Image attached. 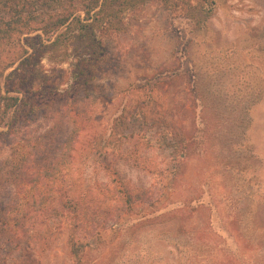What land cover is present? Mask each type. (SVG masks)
<instances>
[{"label":"rangeland","instance_id":"obj_1","mask_svg":"<svg viewBox=\"0 0 264 264\" xmlns=\"http://www.w3.org/2000/svg\"><path fill=\"white\" fill-rule=\"evenodd\" d=\"M115 23L118 30L99 37L109 48L108 56L91 66L96 75L83 81L77 100L67 104L86 107L89 120L72 158L54 180H43L42 170L60 153L69 133L67 105L34 109L19 136L29 137L32 153L21 168L12 169L10 138L0 136V264H179L178 240L190 251L188 240L199 239L205 245L211 237L224 243V255L235 249L227 218L215 203L224 205L222 160L235 152L230 147L235 142L242 145L236 153L247 158V134L258 153L255 165L264 188V0H145ZM43 65L57 83L66 72L60 89L71 82V70L73 79L80 72L75 58L61 64L44 59ZM160 75L166 78L161 83L156 81ZM253 91L263 97L252 109L247 130V93ZM203 107L219 111L218 118L200 121ZM155 121L183 126L189 135L196 130L200 136L193 145L195 158L176 182V196L160 208L182 207L186 198L201 192L202 207L187 200L192 214L184 229L178 228L177 219L137 222L158 207L136 205L120 218L100 210L114 188L102 169V156L117 160L120 176L130 186H154V175L137 169L126 157L132 155V145L152 137ZM234 123L239 126L230 132ZM6 129L0 127V132ZM143 154L152 168L166 166V154L145 147ZM231 161L241 170L240 180H247V162ZM41 192L50 198L62 194L64 202L78 201L80 211L87 213L83 223L70 206L63 208L58 198L50 199L42 212L24 217L23 226H15V237L9 240L8 221L26 212L28 200ZM262 203L264 207V196ZM95 216L105 220L100 234L92 222ZM261 218L264 224V211ZM258 253L264 254V246ZM258 260L264 264V257Z\"/></svg>","mask_w":264,"mask_h":264},{"label":"trees","instance_id":"obj_2","mask_svg":"<svg viewBox=\"0 0 264 264\" xmlns=\"http://www.w3.org/2000/svg\"><path fill=\"white\" fill-rule=\"evenodd\" d=\"M144 1L0 0V127H7L6 130L0 132V136L5 135L10 138L8 146L11 158L9 160L13 162L12 169L23 167V162L25 163L26 159L32 155L26 143V141H31L29 137L19 136L23 134L34 109L41 105L51 106L55 103L67 105L69 101H76L83 81L91 80L97 73L91 66L98 65L109 54V48L102 45L99 37L118 30L115 23L116 18L127 10L136 8L140 2ZM196 16L198 15H195V18ZM70 58H75L76 68L80 69V72L73 79L74 75L71 70V82L67 88L60 89L59 83L66 72L58 77L60 81L57 83L58 81L52 80L49 77L50 74H47L43 60L47 59L51 63L61 64L69 61ZM55 68L59 67H53V70ZM46 77L47 79H44ZM165 79L163 75H160L156 81L161 83ZM255 84V82L251 83V85ZM262 97L261 92L247 93V130L251 121L252 109ZM216 99L217 96L214 100ZM67 106L69 109L65 115L68 116L71 127L66 140L61 144L60 153L43 168V180H54L56 173L61 172L67 165V160L72 158L76 151L78 140L89 120L90 111L86 107H75L72 103ZM218 116L219 111L212 107L207 110L203 107L198 115L202 122L208 118H218ZM236 125L237 123L232 124L228 130L233 131V127L239 126V124ZM154 130L150 139L138 141L132 145V155L128 154L126 158L137 169L154 175L155 189L154 186L144 187L143 184L136 187L130 186L120 176L116 165L117 160L102 156L100 162L102 169L113 183L114 188L112 191L109 190L110 196L107 204L100 210L107 217L114 214L120 218L136 205L158 207L155 211L142 214L137 222L142 224L148 221L168 222L177 219L179 220L178 228L184 229L185 220L192 214L187 206V200L188 203L202 207L205 202L201 199V192L188 197L189 199L186 198L182 202L184 205L182 207L177 205L172 208H160L170 197L176 196V182L185 173L190 161L195 158L193 145L200 136L196 130L189 135L183 126L160 125L157 121H155ZM252 145L247 134V158L236 153L242 145L235 142L230 146L235 152L225 156L222 160L223 170L220 177L223 182L224 205L216 202L215 207L220 206L227 218L230 236L235 246L232 254L224 255L221 251L224 249V243H219L212 237L205 239V245L199 239L188 240L189 245L193 246L190 251L184 250L186 245L178 240L175 248L178 251L179 264H247V252L250 253L248 264H257L256 259L262 260L264 257V254L258 253L264 246V224L261 221L264 211L262 207L264 188L259 175V167L256 166L258 153ZM144 147L151 151L157 150L163 155L166 154L164 156L167 157L166 166L161 169L152 168L151 159L143 154ZM231 160L238 164L242 161L247 162V180L244 178L240 180L241 170L230 164ZM38 180L39 177L35 179V185L32 187L34 192L38 190ZM43 185L42 182L41 186ZM36 194L32 196L35 199L28 200L29 208L26 212L22 211L21 216L8 221L5 228L9 240L15 237L14 227H22L24 217L29 215L32 218L39 211L42 212L44 204L50 203V199L58 198L63 208L70 206L75 213L76 220L80 223H83V219L87 216L86 212L83 214L80 211L78 201L70 198L69 201L64 202L62 194L53 198L45 197L42 192L40 195ZM212 199L215 200V198ZM209 205L213 206V202ZM2 212L4 209H1ZM209 218L210 225L214 228L212 218ZM100 220L98 216L92 220L96 224V229L98 228L96 234H100L105 226V220ZM6 223L5 221V225ZM215 244H219L220 248H214ZM203 248L204 250H201ZM256 254L259 256L257 257Z\"/></svg>","mask_w":264,"mask_h":264}]
</instances>
